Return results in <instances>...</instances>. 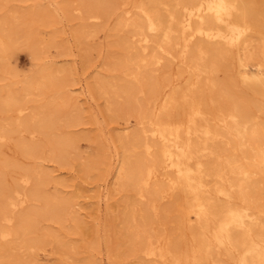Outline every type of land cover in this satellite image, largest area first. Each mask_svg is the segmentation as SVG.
Wrapping results in <instances>:
<instances>
[{"label": "bare ground", "instance_id": "obj_1", "mask_svg": "<svg viewBox=\"0 0 264 264\" xmlns=\"http://www.w3.org/2000/svg\"><path fill=\"white\" fill-rule=\"evenodd\" d=\"M239 1L148 0L139 4L132 2L130 7L137 9L135 17L127 22L130 10L126 8V17H121L117 23V28L122 27L127 30L121 42L128 43L127 48L134 49L133 53L126 54L121 60L123 68L120 71V77L119 65H117L115 67L117 71L114 69L115 74L107 72L98 81H93V84L92 82L86 85L81 83L78 86L79 95L83 100H88L89 94L90 97L93 96L92 93L97 94L106 102L107 111L111 110V105L119 97L117 83L119 79L131 78L133 81L128 82L125 89L121 90L129 100L131 98L137 101L138 97H141L137 101L139 109L136 110V116L138 123L143 126L141 125L138 131L129 136L130 143L123 145L122 158L121 156L120 159L116 158L113 166V172H115L113 184L120 187L129 186L135 200L144 202V206H139L136 203L132 204L129 200L123 213V221L127 229H130V238L134 240H132L133 243L128 244L129 248L127 247L130 253L135 257L139 256L148 260L150 264H224L226 261L218 258L219 250H223L226 259L233 264H264V227L258 221H253L255 215L250 210L249 202V198H253L249 193V183L252 184L253 178L258 176L259 167L264 168V117L258 115L261 112L264 113V107L261 106L263 105L261 102L256 104L255 99L254 101L252 98H245L244 92L240 94H237V91L233 92L235 84H233V91L230 89L232 92L226 91L225 89H229L228 85H222L219 81L223 78L221 76L216 78L220 67L235 56L238 68L236 73L241 80V86H244L245 91L251 92L254 97H264V33L258 34L261 37L258 39L259 42L256 41L259 51L256 58L252 55L257 61V68L255 73H251L247 66L250 62L248 60L250 47L247 41L251 32L256 30V24L253 13L251 14V11L247 13ZM63 3L65 5L61 6L63 14L65 8L69 11L74 10L69 7L71 4H67L66 0H63ZM163 5L168 6L164 14L159 12V7ZM117 6L116 0L94 2L79 0V12H81L79 19L84 23L89 19H99L104 17L103 12L110 14L117 9ZM36 23L34 28L38 29ZM80 28L75 33L78 39H81V34L89 31H85L83 25ZM13 39V30H7L1 21L0 59L14 42ZM41 41L43 39L38 38L36 43L39 44ZM46 41L51 43L53 39L49 37ZM27 47L29 55H32L33 59L37 58L38 53L36 54L35 47L31 43ZM167 58H178L184 64L190 78L185 87L179 85L184 87L183 90L177 92L172 89L170 93L163 96L164 85L154 83L155 81L147 82L151 78L148 69L151 65H160L162 60ZM251 62L254 61L251 60ZM61 73L62 69L59 67L45 66L40 73L23 83L25 94L37 91L38 95V92L44 93L51 88V90L55 89L54 97L59 95L58 98L61 99L65 86L59 78ZM203 90H206L204 95L208 94L207 92L212 94L205 96L208 100L201 99L202 97L197 95ZM219 90L224 93H219ZM242 94L245 95L241 96ZM76 97L78 96L63 99L76 100ZM179 97L184 98L183 100L187 97L182 105L177 104ZM21 99L22 97L9 92L0 93L1 118H7L8 112H12L15 116L14 120L9 119L6 125L0 120V140L13 139L19 128L26 131L28 129L30 134L36 132L42 137L39 138L46 141L47 150L53 153L56 163L64 162L65 155L68 154L66 151L73 146L74 135L68 133L61 137L49 136L48 131L52 130L53 122L39 112H34L32 116L21 121L20 115L25 110L20 104ZM159 102V113L153 116L148 115ZM48 103L51 106L54 104L53 101ZM211 119L214 120V126L213 122L210 123ZM221 138L225 143H234L241 158L236 153H221V151L218 153L212 144ZM40 146L30 139L15 141L16 149L30 157H37ZM137 151H141L142 155L139 156ZM130 154L134 155L133 158H130ZM202 155L212 157L214 160L204 165L200 159ZM10 160L7 164L5 163L7 166L3 161V166L13 165ZM18 166L22 167L20 164ZM10 168L14 169L12 166ZM15 171L16 169L14 174ZM19 171L18 169L16 171L20 174L18 179L14 181L12 178L15 185L12 184L13 186L10 187L5 186L4 184L8 181L4 183L5 179L0 177V259L8 257V263H11L10 251L14 249V246L8 243L17 236L23 237L26 253H30L29 250L34 247L33 245L42 243L44 247L47 245L46 242L61 241L56 238L57 235L51 233L44 234L45 237L47 236L46 239H40L37 236L27 240L25 235L34 229L35 221L33 224V218L30 216L31 219H29L28 213L14 214L16 208L27 201L39 200L42 203L41 209L38 207L39 210L36 211L33 207L36 211V214H33L39 218L48 217L58 220L77 203L72 202L73 198L78 196L71 191L70 195L66 196L58 189L49 193L42 190L41 186L44 185L46 178L52 175L50 172L45 173L35 167H22ZM263 171L261 170L260 173ZM258 178L254 181V188L258 190L254 200L256 197L264 199V178ZM208 179L212 180L209 182L211 184H208ZM30 181L33 182V188L27 192L25 186ZM46 182L45 184H48L49 181ZM54 183L60 186L63 181L55 179ZM209 191L224 197L237 193L244 205L233 206L227 201L215 204L207 197ZM251 191L253 192V189ZM164 198H172V204L163 210L164 214L173 213L181 217L183 221H190L189 216L193 214L198 226L197 230L191 233V239H185L180 247L176 245L177 242L168 243L165 238L159 239L155 237L156 235H149V229L146 231L145 228L146 223L148 224L149 211L153 209L155 202ZM84 260L80 264L92 263ZM29 261L34 263V258ZM77 261L78 259L71 264H77ZM0 264H3V261H0Z\"/></svg>", "mask_w": 264, "mask_h": 264}, {"label": "rangeland", "instance_id": "obj_2", "mask_svg": "<svg viewBox=\"0 0 264 264\" xmlns=\"http://www.w3.org/2000/svg\"><path fill=\"white\" fill-rule=\"evenodd\" d=\"M66 1L67 4H71L69 7L74 8V10L72 9L69 11V9L66 10L65 8L63 14L61 9V6L64 5L63 0H0V22H3L7 30H13L14 38V42L11 43L4 52L2 59H0V93L9 92L12 95L22 97L20 104L25 110L20 115L21 121L32 116L34 112H39L53 122L52 130H50L51 132L48 131L50 133L49 136L61 137L69 133L75 137L73 146L66 151L68 154L66 153L64 162L57 161L58 163H56V160L53 158V153L47 150L46 141H43L41 136L36 132L30 134V130L28 129L26 131L25 129L19 128L17 135L13 139L0 140V177L5 179V181L3 180L4 183L8 181L4 185L10 187L15 185L14 181L20 176L18 172H20L19 170H21L22 167H35L45 173L50 172L52 174L50 178H46V181L49 182L45 184L47 183L45 181L44 185L41 186L42 190L48 191L49 193L58 189V191L66 196L68 194L70 195L71 191L75 194L77 193L79 196L73 198L72 203H77L74 204L72 208L70 207L68 213L66 212L67 214L61 216L58 220L48 217L39 218L34 215L36 211L41 209L42 203L39 200L27 201L22 206L16 208L14 214L18 215L23 212L28 213V218L34 219H32L33 224V221H35L34 229L25 235L27 240H30V237L33 238L37 236V238L46 239L47 236L45 237V235L51 233L57 235L56 238L61 241L59 243L45 241L47 245H44V247L42 243L33 245L34 247L29 250L30 253H26V249L23 247L25 242L23 237L17 236V239L15 238L12 242L8 243L14 246L9 256L11 263H8V257L7 259H0V261H3V264H71V262L78 259L76 263L80 264L81 261L85 259L86 262H92L91 264H150L148 260L147 262L146 259L139 256L135 257L130 253L128 244L131 242L133 243L134 240L130 238V229H127L123 221V213L126 209V203L129 200L132 201V204L136 203L139 206H144V202L135 200L132 189H130L129 186L120 187L113 184L115 181L113 166L115 165L116 158H122L123 152L121 151H123V145L130 143L131 137L129 136L143 126L138 123L136 116V110L139 107L137 101L140 100L141 97L139 96L137 101H135V99L133 101L131 98L129 100L121 90L125 89L128 82L130 83L133 81L131 78H125V80L119 79V81H117L119 85V97L115 99L114 103L111 105V110L107 111L104 99L92 93L93 96L90 97L89 94L88 100L85 101L79 95L80 90L78 89L81 83H85L86 85L92 82L91 84H93V81H98L99 78H102L107 72L115 74L117 71L115 67L117 65H119L120 77V71L123 68L121 60L126 54L129 55L133 53L134 49L127 48L128 43L123 44L121 42L126 36L127 30L122 27L117 28L118 20L121 19V17H126L125 9L127 8L130 10V17L127 20V22H129L135 17L137 11L136 8L130 7V5L134 2L139 4L148 0H135L134 2L132 0H116L119 7L117 6L115 11L112 13L110 12V14L105 11L103 12L104 17L96 20L89 19L86 23L79 19L81 15V12H79V0ZM94 1L96 0H93V2ZM119 3H123V5ZM239 3L247 13L251 11L250 13H253L252 15L255 18L256 30L251 32V36L248 39L249 41H247L249 43L248 47L250 48L248 49L251 55L250 57L248 53V60L250 62L251 60L254 61L251 63L248 62L247 66L249 72L255 73L257 61L253 59L252 55H254V58L257 57V51H259V49L257 48L256 41L259 42L258 39L261 38L259 36L260 33H264V25H262L264 24V0H240ZM167 9L168 6L163 5L159 7V12L164 14ZM65 14L67 16H65ZM36 22H38V24ZM35 23L38 29L34 28ZM82 25L85 31H89H86V33L83 32L84 34H81V39H78L75 33L78 31V28L81 29L80 27H82ZM93 28H96L97 31ZM259 30L260 32H258ZM48 36L52 37L53 42L49 43L46 41V39L49 38ZM38 38L43 39L39 44L36 43ZM28 39H31L30 42ZM27 42L35 47V52L36 54L38 53L37 58L33 59V57H31L32 55H29L27 50L29 44L27 45ZM255 52L256 54H254ZM241 57H243V55H241ZM231 58L220 67L221 69L217 71L216 78L218 79L220 76L223 78L219 81L222 85H228L227 88L229 87V89H225L226 91L232 92V88L234 89L235 87L233 92L236 93L237 91V94L244 92L246 95L242 94L241 96L245 95L247 99H255L256 101H254L256 104L261 102L263 104L261 106L264 107V97H254L251 92L245 91L246 89H244V86H241V80L236 73L238 69L237 59L235 56ZM47 65L62 69L59 78L63 81L65 86L63 87L64 92L62 96L60 94L62 97L61 99L58 98L59 95L54 97L55 89L51 90V88L45 90L44 93L38 92V95L37 91L25 94L23 90V83L30 80L32 76L40 73ZM114 69L116 71H114ZM149 69L148 74L151 78L148 79L150 82H147L153 83V81H155L154 83L157 82L161 83L162 86L164 85L162 88L163 96L170 93L172 89L180 92L184 89L190 78L188 72L185 70L184 64H182L178 58L164 59L160 65H151ZM220 74L224 75L226 78ZM230 81L232 82L230 83ZM233 84H235V86ZM179 85H183L184 87ZM240 90H242V92ZM205 92L206 90H203L198 92L197 95L200 98L202 97L201 99H206V95H212L209 92L204 95ZM220 92L224 93V91L219 90V93ZM57 93L59 94V92ZM73 96L78 97H76V100L73 98L68 100L63 99ZM183 99L184 98L179 97L177 99V104L182 105L185 103L187 97L185 100ZM49 101L54 102L52 105L54 107L48 103ZM159 105L160 102L148 115L153 116L158 114ZM141 109L143 110V108ZM8 114L9 116L7 118H1L0 114V120L4 122L5 125L9 119L14 120L15 118L12 112H8ZM262 114L264 113L261 112L258 115L264 117ZM212 122L214 126V120L211 119L210 123ZM124 127L126 128L123 129ZM16 139L23 141H29L30 139L37 142L39 146L41 143H43V145L40 146L41 148L37 157H30L16 149ZM11 140H13V142H11ZM212 145L217 149L218 153H220V151L221 153H236L239 157V150H237L238 148L232 142L225 143L221 138L214 141ZM137 153L139 156L142 155L141 151H137ZM133 156L134 155L130 154V158H133ZM200 159L204 165L214 160L212 157L209 158L204 155H202ZM9 160L13 165H9L8 168L6 164ZM3 161H5V167L3 166ZM19 164L22 167H19ZM11 166L14 167L13 170L10 168ZM15 169L16 171L18 169V172L16 173L15 171L14 174L13 172ZM261 170L263 171L264 168L260 166L258 170L259 173H257L259 178L257 176L251 181L252 184L249 183V193L253 198L258 193V190L254 188V181L257 178L260 179V177L261 179L264 178V171L260 173ZM14 175L17 177H13ZM12 178H14V181ZM55 179L62 180L63 184L56 186L54 183ZM210 181L212 180H207L208 184H211L209 183ZM32 188L33 182L30 181L25 186V190L29 192ZM252 189L253 192L251 191ZM209 192V196L207 195V197L215 204H221L227 201L233 206L244 205L243 202L240 201L237 193H232L228 197H224L222 195L213 194L211 193L212 191ZM253 198H249L250 210L255 215H252V217L254 216L253 221H258V223L262 224L264 227V199H257L256 197L254 200ZM171 204L172 198H164L155 202L153 209L148 213V224L146 223L145 228L146 231L149 229V235H156L155 237L159 239L165 238L168 243L172 241V243L175 244L177 242L176 245L180 247L184 244L185 239H191V233L197 230L198 226L194 221L193 214L189 216L190 221H183L181 217L173 213L164 214L163 210L168 208ZM177 232H179V234H177ZM112 254L116 255L113 256ZM33 258L34 263L29 261L30 259L33 260ZM218 258L222 261L225 260L226 264H233L226 259V254H224L223 250H219Z\"/></svg>", "mask_w": 264, "mask_h": 264}]
</instances>
